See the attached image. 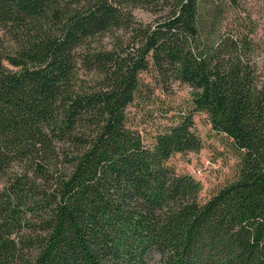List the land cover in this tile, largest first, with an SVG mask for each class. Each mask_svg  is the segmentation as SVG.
Listing matches in <instances>:
<instances>
[{
  "label": "trees",
  "instance_id": "1",
  "mask_svg": "<svg viewBox=\"0 0 264 264\" xmlns=\"http://www.w3.org/2000/svg\"><path fill=\"white\" fill-rule=\"evenodd\" d=\"M235 1L0 0V264H264V78ZM149 68L192 108L147 145ZM194 112L239 158L204 201L167 164L201 147Z\"/></svg>",
  "mask_w": 264,
  "mask_h": 264
},
{
  "label": "rangeland",
  "instance_id": "2",
  "mask_svg": "<svg viewBox=\"0 0 264 264\" xmlns=\"http://www.w3.org/2000/svg\"><path fill=\"white\" fill-rule=\"evenodd\" d=\"M133 13L144 22L155 16L141 8H135ZM223 22L225 27L240 24L248 32L256 44V59L264 78V0H236L227 6ZM11 45L9 37L0 30V49ZM140 77L143 91L128 106V117L144 142L150 145L155 134L165 131L177 122L180 114L191 110L190 87L179 81L157 78L150 68L141 72ZM192 118L201 147L197 151L176 152L167 164L177 173L189 174L199 181V198L204 201L233 178L239 158L231 139L211 128L206 113L194 112Z\"/></svg>",
  "mask_w": 264,
  "mask_h": 264
}]
</instances>
